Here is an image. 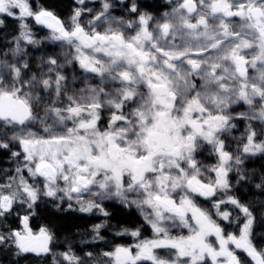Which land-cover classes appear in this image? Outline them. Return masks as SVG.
Masks as SVG:
<instances>
[{
    "label": "rangeland",
    "instance_id": "1",
    "mask_svg": "<svg viewBox=\"0 0 264 264\" xmlns=\"http://www.w3.org/2000/svg\"><path fill=\"white\" fill-rule=\"evenodd\" d=\"M160 1L165 12L127 25L62 20L42 0H0V36L12 35L0 64V116L21 124L11 125L18 151L1 176L10 191L0 217L21 228V248L22 238L48 234L41 208L106 216L116 205L135 210L146 230L121 234L126 244L105 264H264L252 219L230 220L234 201L224 193L243 162L264 157V0ZM14 21L33 23L64 62L80 52L101 67L100 78L67 88V115L34 100L50 84L26 82L19 54L35 40L28 31L14 37ZM99 111L111 122L94 131ZM241 124L261 137L251 134L246 157L221 143H238L231 134Z\"/></svg>",
    "mask_w": 264,
    "mask_h": 264
},
{
    "label": "trees",
    "instance_id": "2",
    "mask_svg": "<svg viewBox=\"0 0 264 264\" xmlns=\"http://www.w3.org/2000/svg\"><path fill=\"white\" fill-rule=\"evenodd\" d=\"M42 1L58 10L62 20L67 18L81 20L90 17L98 22L111 17L127 25L138 22L145 14L163 13L169 7L160 0ZM84 10H88L89 13L85 14ZM13 23L11 31L14 37L19 38L22 31H28L33 35L31 38L35 40L34 43L21 47L22 54H19L21 68L25 69L26 82H29L31 87L35 86L33 81L39 85L50 84L49 87L44 85L47 87L44 90L46 93L41 92L43 89H38L39 94L34 91L36 95L34 100L44 101L45 105L50 102L56 113L67 115L71 109L65 95L67 88L82 81H88V79L100 78L101 67L91 66L83 59L84 56L80 52L71 54L68 61L64 62L55 46L46 42L44 38H40L33 23L25 24L21 21ZM8 37L4 34L0 36V64L7 57L5 56L9 48L7 44L12 35ZM58 87L60 92L56 95L57 93L54 92ZM45 105L44 103L40 107L38 105V110L45 109ZM78 116L79 120L84 117L83 114ZM98 119L94 131L108 127L111 122L102 111L98 112ZM84 120L89 122L90 118ZM12 121L0 116V199L10 191L7 186L9 184L1 182V176L4 175V178H7L8 174L5 171L12 165L14 154L18 151L15 145L9 143V140H12L11 135L14 133L11 125L20 126L21 124ZM252 133L256 141L261 139L255 128L245 129L241 124L231 134L238 143L229 146L228 141L230 140L223 137L222 146L227 152L235 151L246 157L249 155L247 148L253 141L250 138ZM225 191L229 200L234 201V207L227 208L230 220L240 219V215L252 219L254 225L252 244L256 250L264 254V157L243 162L238 174L229 175ZM23 197L38 207L47 205L43 197L31 198L26 195ZM37 222L43 225L51 238L49 252L44 255L27 254L18 245L14 235V232L21 231V228L15 224L10 225L4 217L1 218L0 264H105L103 260L105 255L114 252L118 246L126 244V239L121 234L141 232L144 236L146 230L145 223L135 210L116 205L108 208L106 216L88 215L62 206L50 209L41 208ZM227 224L222 223V227L227 228ZM224 231L227 234L230 232L228 229ZM238 231L239 224L231 232L237 233Z\"/></svg>",
    "mask_w": 264,
    "mask_h": 264
},
{
    "label": "water",
    "instance_id": "3",
    "mask_svg": "<svg viewBox=\"0 0 264 264\" xmlns=\"http://www.w3.org/2000/svg\"><path fill=\"white\" fill-rule=\"evenodd\" d=\"M61 33V31H59ZM135 174H137V169H135ZM198 193L202 196L204 192L199 189ZM159 202V201H158ZM169 210H173L172 207H169ZM22 248L27 254H39L44 255L49 252L51 245V238L49 234L42 233L39 235H29L27 237L22 238ZM129 258L128 253H124L120 256L121 260H125Z\"/></svg>",
    "mask_w": 264,
    "mask_h": 264
},
{
    "label": "flooded vegetation",
    "instance_id": "4",
    "mask_svg": "<svg viewBox=\"0 0 264 264\" xmlns=\"http://www.w3.org/2000/svg\"><path fill=\"white\" fill-rule=\"evenodd\" d=\"M162 207H164L163 205H161Z\"/></svg>",
    "mask_w": 264,
    "mask_h": 264
}]
</instances>
